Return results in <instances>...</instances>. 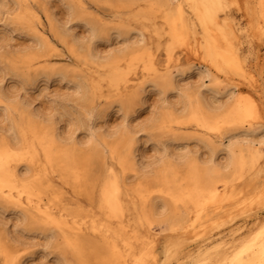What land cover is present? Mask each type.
<instances>
[{
  "label": "rangeland",
  "instance_id": "374dc122",
  "mask_svg": "<svg viewBox=\"0 0 264 264\" xmlns=\"http://www.w3.org/2000/svg\"><path fill=\"white\" fill-rule=\"evenodd\" d=\"M224 2L220 19L225 18L231 27L230 49L237 53L241 71L228 70L230 66L225 65L226 71L218 72L203 59L204 52L193 53V36L200 37V33L192 36L189 32L182 41L172 43L163 20L162 0H0V106L7 102L13 112L8 113L15 118L0 108V148L1 142H8L10 167L21 173L25 168L39 173L40 193L33 201L48 211L43 217L22 209L16 193L11 202L0 199V264L6 253L15 256L17 264H78L70 241L81 243L86 264H103L108 249L94 230L105 225L115 231L126 227L127 234L135 232L136 238L129 240L133 250L126 256L128 264L132 254L140 253L145 264H204L206 260L196 258L198 245L212 246L221 240L226 246L235 244L264 224V204L255 203L264 194V144L253 167L247 163L228 174L231 197L206 205L187 232L165 229L164 220L171 214L168 207L173 206L156 191L167 174L185 184L191 176L187 161L199 158L204 163L208 159L210 137L220 151L215 155L218 165L226 163L230 135L264 139V3L261 8L258 0ZM184 8L187 10L186 5ZM171 11L168 17L176 16L174 8ZM187 19L194 21L189 10ZM177 64L186 71L167 92L158 84L160 74L142 75L147 67L171 66L175 71ZM218 76L227 79L220 78L218 83ZM244 95L253 98L260 121L221 128L222 145L219 133L202 132L184 113L186 104L197 102L212 123L232 119V105L245 99ZM126 131L134 137V150L126 156L123 168L111 149L126 138ZM46 132L55 133L58 140L42 141L39 137ZM21 139L23 145L17 147L15 142ZM93 140L97 146L92 145ZM44 146L56 156L53 164L45 163ZM34 148L38 159L31 163L26 151ZM241 154L250 159L247 151ZM64 165H69L66 171ZM111 172L121 180V220H108L99 200ZM160 203L169 204L163 210ZM152 208L158 215H153L148 231L138 217L142 210ZM54 221L62 225L55 226ZM219 252L209 254V264L217 263Z\"/></svg>",
  "mask_w": 264,
  "mask_h": 264
},
{
  "label": "bare ground",
  "instance_id": "6f19581e",
  "mask_svg": "<svg viewBox=\"0 0 264 264\" xmlns=\"http://www.w3.org/2000/svg\"><path fill=\"white\" fill-rule=\"evenodd\" d=\"M162 1H163V11H164L163 20L169 26V37H170L172 43L182 41L185 38V35L189 34V32L193 33V34H191L192 36L196 32L200 33L201 34L200 37L196 36L197 34L193 36V39L195 40V47L192 49L193 53L199 54L201 52H204L203 59L206 62L214 65L218 72H225L226 69H223V66H225V65L230 66L231 69H228V70H232L234 72L242 70V66L240 64L237 53L236 52L234 53L232 51V49H230V43H231L230 36H232V31L230 29L231 27L229 28V26L227 24V20L225 18H223V20L220 19V13L223 12L224 9L226 8V4H225L224 0H162ZM263 3H264V0H258L259 7L262 8ZM184 5L187 6V10H186V8H184ZM251 5H252V3H251ZM80 8H82L84 10V8L82 7V4H80ZM173 8L175 10L176 16L172 15L173 17H171V16L168 17L169 12ZM188 10H189V12H191V14L194 17L193 22L190 19H187ZM257 25H258V23H257ZM93 30H92V32H93ZM94 35H96V34H94ZM168 48H170V47H168ZM91 50H89V52ZM167 50H169V49H167ZM171 50H173V49H171ZM92 57H94V55L91 56V59H92ZM261 58H263V57H261ZM50 62H52V61H50ZM246 62H245V65H246ZM189 64H192V62ZM200 64H199V66H200ZM174 68H176L175 71H172L171 66H166L164 69H157V68L148 69V67H147V69H144V72L142 75L145 76L148 74H160V81L158 84L160 85L162 92L163 91L165 92L166 90L174 89V84L176 83V82H174L175 78L182 76L184 74V70L186 69L183 66H179L178 64L175 65ZM220 78H223V80H225V79H227V76H223V77L218 76L216 79L218 83L221 82ZM146 82H147V80H146ZM140 83L144 84V81L140 82ZM141 84H140V87L143 86ZM78 85H79V88L80 87L83 88V86H81L80 84H78ZM85 87H86V85H85ZM127 87H129V86H125V88H127ZM155 87H158V86H155ZM141 88H143V87H141ZM85 90L87 92V89H85ZM0 93H2V92L0 91ZM136 94H137V92L135 91V92H132L130 94V96H133ZM0 95H2V94H0ZM244 96H245V99H237L236 102L232 105V109H233L231 112V114L233 115L232 119L226 118V119L221 120L220 122L212 123L211 119H210L211 117L208 116L206 113H204V111L202 110L203 107H200L197 104V102H196V105H192L190 103L188 106L185 103L187 107L184 106L185 107L184 113L189 115L190 123H192L194 125V127L201 129V131L203 130L210 135L219 133L218 136L220 139V144L222 145V143L224 142L223 141L224 135L222 133H220L221 128L228 126L230 124L237 125L240 123H246L247 125L252 126L253 124L260 121V117L257 115V111H256L257 107H256V104H255L253 98L249 95H244ZM2 97L1 98L3 100L6 99V97H4V95ZM0 108H2L3 111H6L7 115L9 114L8 112L10 110V105L7 102L5 105H3V107L1 105ZM92 114H93V112H92ZM3 115H4V113H3ZM10 116H13V115L9 114V117ZM91 116H93V115H91ZM12 118H14V116ZM170 121H172V120H170ZM174 121L177 122V120H174ZM10 124H12V122H10ZM14 124H16V122ZM10 130H11V133L10 132H8V133L11 134V137L13 140L14 139L16 140L17 135L14 134L12 126H10ZM93 131L94 130L91 129V132H90L91 136L95 135ZM127 132H129V131H126V134H125L126 138H123L121 141L118 142L119 146L113 147L111 149L112 156L118 160L119 165L122 166L123 168L126 167V162H127L126 156H129V154L131 156V154L133 153V150H134V146L132 143V141L134 140L133 139L134 137H130V134L127 135ZM54 135H56V134L54 133L53 135H51L48 132H46V134H42L41 137H39V138L42 139V141H43V139L48 138L50 143H54L56 140H58L56 136H55L56 138L54 137ZM62 136H63V134H62ZM62 136L60 135L61 138H62ZM67 139H68V137H67ZM67 139H66V141H67ZM227 140H228V142H227V146L225 148L227 160H226L225 164L218 165V163H216L217 161L219 162V160L216 161L215 155L220 151H219V148L214 144L216 141L215 142L213 141L214 142L213 143L211 141V137H210V139H208L209 144H210V145H208V147H209L208 149H210L209 150L210 155H209L208 159H206V161L204 159V163H201V160L199 161L198 157H197L198 160L197 159L196 160H192V159L190 160L189 159L190 161H187L188 163H190L188 168H189V171L191 172V176L189 177L190 179L187 180V182H185V184L184 183L183 184L177 183V181L174 178H169L168 174L165 175V177L163 179V184L161 185L162 187L160 186L161 188L159 187V189L156 190L157 193H162L163 195L168 197L171 201V204L169 206H173V207H168L169 203L168 204H166V203L161 204L160 203L161 209L164 210L166 207H168V209L171 210V211L169 210L171 212L170 216L164 220L165 229H169L171 231L178 229V230H183L184 232L185 231L187 232L190 228L193 229L194 222H196L200 218L201 214L204 212L206 205L212 204V203L216 204L219 201L228 200V198L231 197V196L229 197V194H228L229 187H230V183L228 182V174L232 170H234L237 166H239L240 168H244L247 165V163H250V166L253 167L255 165V162L258 160V158L261 157V145L264 144L263 136L258 137V138H247V137L246 138H240L238 135L234 134V135H230ZM18 141H17V143L15 142V145L17 147L20 145H23L22 139H21V142H18ZM60 141H63V138ZM68 142H70V141H68ZM25 143H26V140H25ZM91 143L93 146H97L95 140H93ZM1 145L3 147L0 148V199L6 200L7 202H11L13 200V198L15 197L14 193H16L17 194L16 196L19 197L18 200H20V198L23 199V201L21 200L22 202H19L17 200V202L20 203L19 205L22 209H25L26 211L37 212V214H40L44 217V215L48 214V213L46 214V212H48V211L45 212V209L42 210L41 208H39L38 205H35L34 201H33L35 199L37 193H40L39 188H40L41 184L39 182V177H40L39 173H35V172L30 173L31 171L28 170V168H25L23 173H21L18 169L10 167L8 165L9 163L6 160L7 155H8L7 153H9L8 142L3 141V142H1ZM90 146H88V147H90ZM66 147L67 146L65 145L64 148H66ZM77 148L78 147H76V149ZM236 148L237 149L239 148L237 152H236ZM42 150H43L44 157H45V163L46 164H53L56 156L54 157V155L52 154V150L48 146H44ZM94 150H96L95 152H97V149H94ZM220 150H222V148ZM243 150L247 151V153L250 157V159L248 161L241 154V152H243ZM81 151L83 152V150H81ZM26 152L29 153V158L27 159L29 162L33 163V162L37 161V159H38L37 149L34 148V150L32 149V150H28ZM73 152H74V150H73ZM123 152H124V154H123ZM92 153H94V152H92ZM94 155H96V153H94ZM184 156L187 157L186 155H184ZM167 160L169 161V159H167ZM177 160H180V159H177ZM202 160H203V157H202ZM61 161H63V160H61ZM132 162H134V161H132ZM175 162H177V161H175ZM179 162L180 161H178V163ZM56 163H58V161ZM99 163H100V161H99ZM131 164L133 165V164H135V162L131 163ZM131 166H130V168H131ZM134 166L135 165H133V167ZM172 166H175V165H172ZM68 168H69V165L63 166V170H65V171ZM172 168H170V169H172ZM59 169H60V167H59ZM173 170H174V168L172 169V171ZM64 174H66V173H64ZM79 174H81V173H79ZM113 174H114L113 172L109 173L110 177H108L107 183L104 186H102V187H105L104 191H103V199L98 198L99 200H102L101 208H103V210L105 211V214H106V217L108 220L118 219L123 215V213H122L123 209H122V203H121V194H122L121 180L119 179V177L117 175H113ZM69 175H71V174H69ZM72 176L75 178L74 175H72ZM67 177H68V175H67ZM91 185H92V183H91ZM139 190H137V191H139ZM148 196H149V194H148ZM142 199H144V198H142ZM146 201H147V199H146ZM150 203H151V201H150ZM255 203L257 205H263L264 204V194L259 195L255 199ZM21 204H23V205H21ZM149 204H147V205H149ZM158 205L159 204H157V207H158ZM142 206H144V205H142ZM0 208H2V207L0 206ZM180 208H183V209L181 211H179ZM161 209H158V210H161ZM161 212H164V211H161ZM156 213H155V208H152L150 212L142 210V212L140 213V215L138 217V222L139 223H146V225L149 228L148 231H151L152 230V226H151L152 225V217H153V215H158ZM192 213H194V215H192ZM76 214H78V213H76ZM167 215H165V216H167ZM159 219H160V217H159ZM120 220H121V218H120ZM53 224L55 226H58V227H60L62 225L61 222H59V221H54ZM73 228H75V227H73ZM91 228H93V227H91ZM94 231L98 232V236H100L103 239V241L105 243V247H107V249H108L107 250L108 255L105 256L103 259H101L103 264H128L126 261V256H128V254L133 250V245H132L131 241H129V240L131 239L132 236H133L132 238H134V237L136 238L135 232L132 231V234H130V233L127 234L126 227H122V229L120 231H115L110 225H105V226H101V227L98 226V229H95ZM148 236H151L150 232H149ZM70 243H71L72 248L75 250V255L77 257L76 260L78 261V264H86L82 254H81V243L75 242V241L74 242L70 241ZM226 245L227 244L223 240L217 241L212 246H210V245L205 246V245L200 244V245H198V249L196 251V258H198V260H199V258L201 257L202 260H206L204 262V264H209L210 263V260L208 259L209 254H211L214 250H220V252L218 253V257H217L218 259H217L216 264H264V224H262L257 229L250 231L238 243L230 244L228 246H226ZM102 246H100V247H102ZM105 249L106 248H104V250ZM72 252H74V251H72ZM104 253H105V251H104ZM104 253H102V255ZM140 254L139 255L132 254L134 256V258H133V261L131 264H145L143 257ZM102 255H101V257H102ZM4 258H5V260H4L3 264H17L18 263L16 257L11 256L10 254H7V253L4 254Z\"/></svg>",
  "mask_w": 264,
  "mask_h": 264
}]
</instances>
